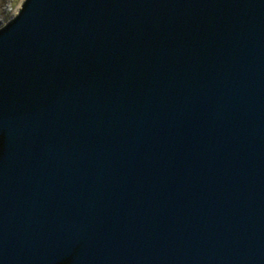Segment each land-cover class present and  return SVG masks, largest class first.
I'll return each instance as SVG.
<instances>
[{
	"label": "water",
	"instance_id": "95a60500",
	"mask_svg": "<svg viewBox=\"0 0 264 264\" xmlns=\"http://www.w3.org/2000/svg\"><path fill=\"white\" fill-rule=\"evenodd\" d=\"M0 264H264V0H24Z\"/></svg>",
	"mask_w": 264,
	"mask_h": 264
},
{
	"label": "rangeland",
	"instance_id": "374dc122",
	"mask_svg": "<svg viewBox=\"0 0 264 264\" xmlns=\"http://www.w3.org/2000/svg\"><path fill=\"white\" fill-rule=\"evenodd\" d=\"M24 0H0V27L12 18Z\"/></svg>",
	"mask_w": 264,
	"mask_h": 264
}]
</instances>
